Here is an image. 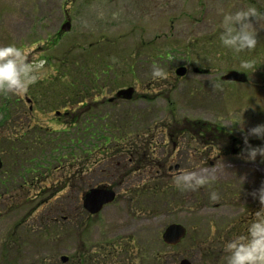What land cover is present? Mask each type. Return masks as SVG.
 Segmentation results:
<instances>
[{
    "label": "rangeland",
    "instance_id": "374dc122",
    "mask_svg": "<svg viewBox=\"0 0 264 264\" xmlns=\"http://www.w3.org/2000/svg\"><path fill=\"white\" fill-rule=\"evenodd\" d=\"M204 2L0 0V45L15 43L18 47L29 49V60L35 55L46 61L44 76L28 90L29 96L35 101L30 114L28 102L25 104L26 101L23 100L22 105L15 102L17 97L25 99L24 94L12 93L0 94V106L3 105L0 114H4L3 107L8 106L13 127L42 126L62 132L63 129L70 128L74 114L57 116L55 111L63 112L70 107L71 110L76 109L80 94H73V87H77L75 82L80 79L81 83L78 84L87 91L90 90V95L93 89H100L104 85L103 92L97 97L101 101L114 97L119 88L130 86L135 88L136 95L142 93V96L153 97L151 102L139 101L135 105L139 111L146 113V118L155 119L160 127L163 123H171L170 133H176L175 130L180 129L185 118L207 119L223 125L233 136L244 139L248 128L264 123V18L253 21L257 45L252 50L245 49L235 53L221 44L219 34L223 31L221 21L225 13L247 7H255L259 13H264V0H255L252 5L244 0L232 4H222L218 0H212L208 4ZM67 20L70 30H61ZM244 61L253 62L252 66L245 67ZM180 65L210 68L216 72L218 81L230 69H238L247 74L248 82L207 84L205 82L210 79L193 72L177 76L175 70ZM154 66L162 68L167 75L164 78H153ZM103 70L109 75L101 76L99 80L90 77L93 72L101 74ZM39 91L43 92L42 96ZM89 101L93 104V99ZM95 105L98 107V102ZM135 105L115 98L110 110L107 105H100V108H106L110 116L112 114L119 123L118 120L123 119L130 112L129 108H134ZM143 126L139 119L137 127L142 130ZM158 139H161L158 152L162 150V145L167 149L172 148L173 140L170 141L168 136H159ZM248 139L259 138L250 136ZM1 147L0 150L4 149V145ZM36 149L37 147L32 150L28 146L27 156L30 157ZM216 153L210 158L214 159ZM222 155L226 156L219 158L213 166H190L185 171L215 176L204 197L211 204L199 211L196 210L200 208L201 201H197V197L199 193L206 191L200 190L204 185L186 189L194 193L190 196L191 210L185 209L189 204H185L181 194L173 199L149 195L151 200L144 201L145 198L142 197L140 205L136 200L123 198L124 190L120 188L116 200L90 220L77 215L81 210L74 211L76 217L70 216L62 223V226H67L65 229L61 230L60 224L51 226V234L47 236L43 233L47 230L43 224L46 212L52 209L51 213L59 215L66 208L71 198L68 189L51 200H61L58 205H45V195L32 199L17 212H7L8 206L0 204V264H48L58 261L64 254H71L75 242L89 245L119 241L128 248L127 264H136L133 255L138 254L142 248L147 253L157 249L163 256L159 263L171 264L172 258L176 261L177 254L184 251L187 245L185 243L181 247L182 251L166 247L162 233L168 224L185 222L191 226L192 234L198 232L197 235H201L200 231L205 227L200 230V223H227L237 214L232 211L231 200L226 194L238 193V206L242 213L251 204V192L264 184V160H248L246 155H237L232 151ZM6 160L10 161L8 158ZM92 176L97 181L101 180L100 172L96 171ZM52 180L53 184L58 185V177H53ZM164 180L173 182L167 178ZM138 182L134 175L133 185ZM35 192L37 190L33 189L32 195ZM212 192L217 194L216 200L210 199ZM221 195H226L228 201H225L227 205L219 207L217 202L221 200ZM194 199L197 204L193 205ZM168 200L174 202L176 209L173 212L170 211L172 208ZM24 214L27 217L25 228H17ZM40 218L42 226L39 225ZM87 223L90 224L88 230L85 228ZM73 224L84 226L83 231L79 234L73 232ZM196 226L198 227L193 230ZM6 236L16 241L12 244V250H8L2 243Z\"/></svg>",
    "mask_w": 264,
    "mask_h": 264
},
{
    "label": "flooded vegetation",
    "instance_id": "af4514ba",
    "mask_svg": "<svg viewBox=\"0 0 264 264\" xmlns=\"http://www.w3.org/2000/svg\"><path fill=\"white\" fill-rule=\"evenodd\" d=\"M205 1V2H204ZM212 0H200V2L209 3ZM222 4H232L237 3L241 0H218ZM248 5H252L255 3V0H244ZM179 67V66H178ZM176 67V69L178 68ZM186 75H189L190 72H193L195 75L200 76H206L205 78H208L207 84H218V83H230L229 81H222L217 80V74L216 72H213L210 68H204L199 66H187L186 67ZM105 70L101 72V74H95L92 73L91 78L94 80L101 79V76L109 75L108 73H104ZM263 73V72H261ZM176 74V70H175ZM221 77V76H220ZM221 79V78H219ZM81 80L78 79V82ZM78 82H75L77 87H73L75 84L73 82V94L77 93L80 94V97L77 99V107L75 110H71L70 108L64 109L63 112L61 111H55V114L58 115H70L73 114H80L79 109L82 108L84 105L87 106V111H92L94 113V108L99 109L100 105L109 106V110L112 107L111 104H113V100L115 98L117 99H123L124 101L128 103H138L139 101H145L148 102V95L142 96L141 94L136 95L135 88L132 94V97L130 99H127L124 97V95H119V92L124 88H119L117 92H115V96L111 97L108 100L101 101L102 99H97V97L103 92L104 85L102 84V88L100 89H93V93L90 95V90L87 91L84 87H80ZM248 82V81H247ZM247 82H237V83H243L246 84ZM251 83V81L249 82ZM79 85V86H78ZM264 85V84H263ZM262 85V86H263ZM258 86V84H256ZM40 95H43L42 91H39ZM30 91H27L23 97H17L16 103L18 102L19 105H22L24 101L25 104L29 103V111L33 110V104L35 101L32 97L29 96ZM33 94V93H32ZM93 99V104L89 100ZM24 100V101H23ZM98 107L94 104H97ZM138 108V107H137ZM46 110V108H44ZM103 109V108H102ZM139 109V108H138ZM19 110V107H18ZM21 113L23 114L24 111L21 109ZM74 111H76L74 113ZM20 112V111H18ZM101 114L104 115L105 118H107V115L101 111ZM81 116V115H80ZM91 116V115H90ZM92 117V116H91ZM30 119V118H29ZM11 120V119H10ZM7 122L3 127H1L0 130V142L1 140L4 141H20L19 136L24 137V142L29 143L30 138V126L28 128H24L21 125H15L19 127H13L12 123ZM202 124L201 128H198L197 130L184 132L183 129L180 130V132L176 133H169L166 131H163L162 133L158 134L162 138H165L168 136V139L172 142V148L167 149L166 146L163 145L162 150L158 152V146L159 142H161V139H156V146L153 148L151 157L153 160L144 161L142 163H137V166L134 168H138L145 163L148 166L143 167V170L136 171L132 174L131 178L129 179V183H125L124 186H121V188L124 190V196L123 198H129V200L133 201L136 200L137 204L142 205V197L145 198L144 201L151 200L149 199V194L140 195L139 193H136L137 186L141 182V184H148L151 183L152 185L155 184L154 187L150 186L155 190V193L153 195H157L158 193L162 196H167V199H173L177 195L181 194L184 199L183 201L185 204H189V206L185 209H190V196L193 195L189 191H184L181 187H178L175 184V178L185 173L186 170L190 169V166H196L198 168L202 167H210L213 166L216 161L224 157L228 154L230 151L232 153H235L237 155L244 154L246 155V152L243 150L246 148V145L244 143V139L239 138L238 136H233L230 131H228L223 125L218 124L217 122L209 121L207 119H196ZM29 121V120H28ZM29 124V123H28ZM50 129V128H46ZM5 130V131H4ZM51 131L57 132V130L51 129ZM4 132H7V134H4ZM158 133V132H156ZM156 138V137H155ZM173 138V139H172ZM141 140V139H140ZM164 141V140H163ZM162 141V142H163ZM165 142V141H164ZM249 143L253 146L264 144L263 140L261 139H253L249 140ZM3 144L0 143V147ZM2 148V147H1ZM217 152L214 159H211L210 156ZM11 157V153L8 152L6 149V146H4V149L0 150V160H1V167H0V204H6L8 206L7 212H17L21 207H25V204L27 206L28 202L35 198H41L43 195H45V199H53L59 194L63 193L61 191H58L57 193H48L49 196L47 198V195L43 192L37 191L32 195V190L36 189L37 185L44 184L45 182L49 183L51 182L53 184V177H58L59 183L62 182L63 176L67 173V170H64L62 167H60V164L58 167H55L51 170L44 171V175H40L42 173H38L36 170H31L30 165L31 162L27 160L28 156H24L26 160L23 162L20 161H14L10 160L7 161L6 158ZM258 162H260L262 159L259 154L257 155ZM164 161H160V160ZM22 166V168H21ZM195 167V168H196ZM32 175H38L32 178ZM40 175V176H39ZM136 176V178L139 180L137 185H133L132 178L133 176ZM171 179L173 182H168L164 179ZM96 185H109L112 186L116 191V196L118 195L117 191L120 189L119 187L114 186L113 184L107 182H98ZM160 185V186H159ZM233 186L232 184H230ZM165 186H167L165 188ZM210 187V183L204 184V186L200 187V190H205L204 192L199 193V196L197 197V201H201V206L199 209H195L196 211H199L201 209H206L208 206H210V202L204 200V197L206 196L207 189ZM152 190V189H150ZM86 190L81 192L80 195V202L82 211L84 212V219L90 220V218L97 214H90L85 208L82 203V194H84ZM169 193H167V192ZM158 192V193H157ZM54 194V195H53ZM231 200L230 207L233 209L232 211L236 212L237 214H234L227 223L226 222H216L213 223L212 221L208 222H202L200 223V230L201 228L205 227L204 230H201V235L192 234L191 233V226H189L185 222L181 221H175L172 223H180L182 224L186 229V235L184 239L178 244L170 245L166 244V247L169 249L178 248L181 250V245L183 241L186 243V249L184 251L179 252L177 254V260L175 261L173 258L171 260V264H178L182 259H188L191 264H226V261L224 260V257L226 253L223 249V244L226 240H229L233 238L236 235H246L247 225L254 219L256 212L260 209V203L258 199H254L253 196L251 198V204L248 205V208L246 207L245 210L241 213L240 207L238 206V193L234 192L230 195L226 194ZM226 195H221V200L217 203L220 204L219 207H222L224 205H227L225 201H228L227 198H225ZM61 197V195H60ZM180 197V196H179ZM178 197V198H179ZM241 197L242 196L241 194ZM117 198V197H116ZM170 203V207L172 208L170 211H174L176 209L173 200H168ZM194 201V202H193ZM192 201V204H197L196 199ZM216 203V204H217ZM207 204V205H206ZM107 206V205H106ZM148 210V209H146ZM241 214H238V213ZM99 214V213H98ZM1 215V212H0ZM27 220L26 214L23 215V218L21 221H19L17 228L23 226L22 228H25V222ZM77 221V219H76ZM198 225V226H199ZM198 226H196L193 230H195ZM73 229V232L80 233V231H83L82 229L84 226H80L78 224H73L71 226ZM87 230L90 228V224L87 223L85 226ZM215 229V230H214ZM2 241V240H0ZM4 241V240H3ZM15 240H11L9 236L5 237V242H2L6 245L8 250H12L14 247V243H16ZM184 243V245H185ZM75 247L71 254L65 255L67 258L65 261H63L62 256L58 261H52L48 264H127L126 261L128 260L127 254L129 253L128 248L125 243L122 242H102V243H91L87 245L85 242H75ZM146 251V252H144ZM138 252V251H137ZM133 255V254H132ZM175 255V254H174ZM173 255V256H174ZM179 255V256H178ZM134 260L136 261V264H160V259L163 257L160 255L159 251L155 249V251L152 250V252L147 253V250L145 248H142L139 250L138 254L133 255ZM132 259V257L130 258ZM147 261H149L147 263ZM146 262V263H145Z\"/></svg>",
    "mask_w": 264,
    "mask_h": 264
},
{
    "label": "trees",
    "instance_id": "16d2710c",
    "mask_svg": "<svg viewBox=\"0 0 264 264\" xmlns=\"http://www.w3.org/2000/svg\"><path fill=\"white\" fill-rule=\"evenodd\" d=\"M147 99L152 98L148 96ZM1 106L0 110L2 109ZM87 106L84 105L79 109L78 113L80 114H75L72 117L70 128H65L62 132H54L51 129L35 126L30 127L32 132H30L29 143L24 142L23 136H19L20 141L1 140V143L11 153L9 159L14 161L26 160L24 156H27L26 148L28 146L32 150L37 147L27 160L31 162L30 169L42 173L40 175H44V171L58 167L59 164L60 167L67 170L60 184L51 183L50 185L45 182L41 186L38 184L36 187L37 191L46 195L58 191L63 192L67 189L71 194L70 203L59 215H54V212L51 213L52 209L47 210L49 212H46L43 222L47 228L46 232L43 233L47 236L51 234V229H49L51 226L60 224L61 230L65 229L67 226H62V223H65L70 216L75 218L74 211L80 212L81 210L77 215L84 218V212L80 205V195L84 190L98 184V182H109L119 188L124 186L125 183H129V179L135 170L141 171L143 167L148 166L144 163L141 168H134L137 163L153 160L151 155H153L152 150L156 146V139L160 136L158 134L165 130H167L166 132L171 131V123H163V126L160 127L154 121L155 119L146 118V113H143L142 110L139 111L136 105L134 108H129L130 112L123 119L118 120L119 123L114 120L112 114L110 116L106 108H94V113H92V111H87ZM3 109L5 113L0 114V128L10 120L8 106L3 107ZM101 111L107 115V118L101 114ZM139 119L144 125L142 130L137 127ZM182 126V128L174 130L178 133L182 129L184 132L193 131L201 128L202 124L197 120L185 118ZM96 171L101 173V180L97 181L92 176ZM35 176L38 175H32V178ZM138 185L136 193L140 195H153L155 193V190L150 187H154L155 184L139 183ZM52 190L54 192H51ZM158 195L160 194L158 193ZM51 200L45 199L43 201L45 205H51L52 203L58 205V202L61 201L51 202ZM39 225L42 226V218H40ZM184 243L185 241H183L181 247Z\"/></svg>",
    "mask_w": 264,
    "mask_h": 264
},
{
    "label": "clouds",
    "instance_id": "9594fccd",
    "mask_svg": "<svg viewBox=\"0 0 264 264\" xmlns=\"http://www.w3.org/2000/svg\"><path fill=\"white\" fill-rule=\"evenodd\" d=\"M261 18H264V13H259L255 7L225 13L221 21L223 31L219 34L221 44L235 53L254 49L257 45V33L253 21ZM28 53L29 49L18 47L15 43L0 45V94L23 95L44 76L46 61L35 55L29 60ZM252 63L243 62L245 67H251ZM166 75L162 68L153 67V78H164ZM250 136L264 140V123L247 129L244 133L246 148L243 150L248 160H256L258 154L264 159V144L251 145L248 139ZM214 179L215 176L211 174L187 172L178 175L175 184L182 189H195ZM251 195L258 199L260 209L247 225L246 235H236L224 242L226 264H264V184L253 190ZM217 198V194L212 192L210 199Z\"/></svg>",
    "mask_w": 264,
    "mask_h": 264
},
{
    "label": "water",
    "instance_id": "95a60500",
    "mask_svg": "<svg viewBox=\"0 0 264 264\" xmlns=\"http://www.w3.org/2000/svg\"><path fill=\"white\" fill-rule=\"evenodd\" d=\"M63 30L69 31L70 24L66 22L63 27ZM186 73L185 67H179L176 70V74L179 76H183ZM223 80L226 81H238V82H246L248 81L247 74L238 71V70H231L227 74L222 77ZM134 88L129 87L126 89H122L119 92V95H124L125 98L130 99L132 97ZM1 160H0V167H1ZM116 198V191L107 185H100L96 187H92L86 192H84L82 196V201L84 208L90 214H98L107 204L112 203ZM186 235L185 227L180 223H171L169 224L162 235L163 241L166 244L175 245L182 241V239ZM66 256H62L63 261L66 260ZM178 264H191L188 259H182Z\"/></svg>",
    "mask_w": 264,
    "mask_h": 264
}]
</instances>
